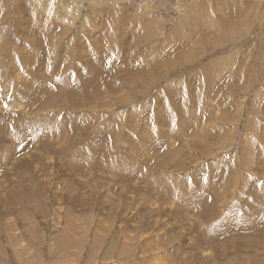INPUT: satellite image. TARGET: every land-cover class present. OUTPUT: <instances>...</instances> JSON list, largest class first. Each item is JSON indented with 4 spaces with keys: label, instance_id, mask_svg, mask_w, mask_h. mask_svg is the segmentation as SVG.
Here are the masks:
<instances>
[{
    "label": "rangeland",
    "instance_id": "obj_1",
    "mask_svg": "<svg viewBox=\"0 0 264 264\" xmlns=\"http://www.w3.org/2000/svg\"><path fill=\"white\" fill-rule=\"evenodd\" d=\"M89 82L101 95L84 93ZM70 92L88 119L48 108ZM136 123L140 152L126 146ZM5 149L15 158L0 153V264H264V217L212 244L216 226L199 215L214 190L193 187L213 177L231 230L264 216V0H0ZM119 150L138 156L117 167ZM238 159L248 169L235 175Z\"/></svg>",
    "mask_w": 264,
    "mask_h": 264
},
{
    "label": "bare ground",
    "instance_id": "obj_2",
    "mask_svg": "<svg viewBox=\"0 0 264 264\" xmlns=\"http://www.w3.org/2000/svg\"><path fill=\"white\" fill-rule=\"evenodd\" d=\"M41 9H44L45 10V7L44 6H41ZM19 10H21V9H19ZM67 20V19H66ZM61 21H63V19L61 20ZM199 29V28H198ZM148 51H149V49H148ZM151 52V49H150V51L148 52V55L149 56H146L145 55V58L146 59H148V60H150V63H149V66H148V69L145 71L146 73H148L150 70H152V65L154 64V57H153V55L151 54H149ZM150 57H151V59H150ZM134 62V61H133ZM85 63V62H84ZM130 63V62H129ZM135 63V62H134ZM91 65V64H90ZM101 65H102V63H101ZM130 67H132L131 65H129ZM94 67H97V66H90L89 67V71H94ZM116 70H117V68H116ZM122 70V69H121ZM104 72V73H103ZM139 72V69H132V68H130V71H129V74L128 75H135L136 73H138ZM95 75H98V76H95L96 78L97 77H102L101 75H103L104 74V76L103 77H105L107 74H108V72H107V70H105V69H103V68H99V67H97V70L95 71V72H93ZM103 73V74H102ZM119 73V72H118ZM141 73V72H140ZM145 73V74H146ZM47 74H48V76H50L51 75V72H50V70H48L47 71ZM75 72L73 73V75L75 76ZM77 75V74H76ZM123 75V74H122ZM102 77V78H103ZM210 77V76H209ZM117 78V77H116ZM115 78V81H116V83H118V84H121L122 83V81H123V79L121 78V79H116ZM211 78V77H210ZM212 79V78H211ZM207 80V79H206ZM209 80V79H208ZM105 82H106V80H104ZM104 81H102V83H105ZM101 82V81H100ZM99 82V83H100ZM211 82V81H210ZM210 82H207L206 81V83L207 84H210ZM101 83V84H102ZM96 84L97 83H92V82H89L88 84H86V87L88 88L84 93L85 94H91V95H96V96H99V95H101L100 93H98V92H96L95 91V86H96ZM105 84H107V82L105 83ZM109 84H111L110 83V81H109ZM108 84V85H109ZM131 84H132V87L133 88H136L133 84V82H131ZM98 85H100V84H98ZM104 85V84H103ZM102 85V86H103ZM211 85V84H210ZM112 86V85H111ZM120 86V85H119ZM119 86H118V88H119ZM137 86V85H136ZM212 86V85H211ZM102 88V87H101ZM115 88V87H114ZM108 89V88H107ZM98 91H99V89H97ZM112 90V89H111ZM116 90H117V88H116ZM133 90V89H132ZM71 91H72V89H71ZM105 91H107L108 93H110V91L109 90H105V89H103V91H102V94H104L105 93ZM111 93H114V92H111ZM134 93H135V91H134ZM117 94V93H116ZM208 94V93H207ZM108 95V94H107ZM111 95V94H110ZM198 95H201V96H203V92L202 93H200V94H198ZM212 95V94H211ZM57 96H60L59 94L57 95ZM56 97V96H55ZM198 97V96H197ZM199 99V98H198ZM202 99V98H201ZM64 102H59L58 101V99L56 98L55 99V102H53L48 108H51V110L52 109H54V107H58L56 104H58V105H60V106H63L62 108L63 109H68V110H70V111H72V113L73 112H80L83 116H81L82 118H85L86 117V115L84 114V113H86V112H83V102H82V100L81 99H77V98H75L74 96H73V94H72V92H70L66 97H64V100H63ZM108 102V105H111V103H112V101H107ZM111 102V103H110ZM50 103V102H49ZM61 103V104H60ZM106 105V104H105ZM45 106H47V105H45ZM110 107H112V105L110 106ZM89 116H91V115H89ZM97 116H99V115H97ZM96 117V116H95ZM101 117V116H100ZM87 119H88V117H86ZM263 119V118H262ZM142 120V119H141ZM99 121V120H98ZM144 121L145 120H143V124H145L144 123ZM100 123V122H99ZM98 123V124H99ZM142 123V122H141ZM137 124V123H136ZM139 124H140V122H139ZM139 124H137L138 125V127H139V132L137 133V131H136V133H134V135L135 136H133L132 134H131V136L130 137H128V138H130V140L131 139H133V141H135V142H137L136 143V147H134L133 146V144H135V143H133L132 144V146L133 147H131V146H128L127 144V142L125 141V144H126V146L127 147H129V148H127L128 150L129 149H131L132 148V151H134V150H138L139 151V149H143V145H145L146 146V143H144L145 142V137H144V131H143V128H145V127H143L142 128V126H140ZM94 125V124H93ZM134 126H135V123H134ZM145 126V125H144ZM132 127V126H131ZM137 127V126H136ZM142 128V129H141ZM128 130V129H127ZM130 130V129H129ZM137 130V129H136ZM146 130V129H145ZM142 131V132H141ZM132 132V131H131ZM161 132L162 131H160L159 130V134H160V136H161ZM157 133V134H158ZM140 134V135H139ZM141 134H143V135H141ZM97 137V136H96ZM113 137H116V136H114L113 135ZM95 139V138H94ZM97 139V138H96ZM114 139V138H113ZM117 139V138H116ZM251 139V138H250ZM129 140V141H130ZM128 141V142H129ZM155 141V140H154ZM90 142H94V141H90ZM96 142V141H95ZM218 142H219V140H217L214 144L213 143H211L210 145L211 146H214L215 147V145H218ZM114 143V142H113ZM225 143H226V141H225ZM117 144V143H116ZM125 144H123V146L125 145ZM98 145V144H97ZM105 144H103V147H105L104 146ZM207 145H209V144H207ZM206 145V146H207ZM101 146V145H100ZM106 146L111 150V147L106 143ZM118 146H120V145H118ZM102 147V146H101ZM122 147V146H121ZM152 147H153V145H152ZM223 147V146H222ZM227 147V146H226ZM119 148V147H118ZM125 148V147H124ZM124 148H122V149H124ZM146 147H144V149H145ZM157 148V146H156V143H155V147H154V149H156ZM103 149V148H102ZM121 149V148H120ZM149 151H148V153L149 152H151V147H149ZM104 150H107V149H105L104 148ZM148 150V149H147ZM103 151V150H102ZM117 151V150H116ZM116 151H114V154H116L115 155V157H116V159H114L113 160V162L114 163H116V160L120 157V160H118L117 161V163L115 164V166H117V167H120V165H121V162L124 160L123 158H130V156L128 155V156H125L124 154H122V152L120 151V152H116ZM130 151V150H129ZM146 151V150H145ZM155 151V150H154ZM153 151V152H154ZM105 152V151H104ZM104 152H103V154H104ZM140 152V151H139ZM141 152H143L142 150H141ZM147 152V151H146ZM145 152V153H146ZM0 153L1 154H3L4 155V162H5V164H7V163H10L11 162V160H13L14 158H15V153H10L7 149H5L4 151H0ZM100 153H102L101 152V150H100ZM110 153V151L109 150H107L106 151V156L105 157H107V161L109 162L110 160H109V156H108V154ZM134 153V152H133ZM136 153V152H135ZM148 153H147V156H148ZM102 154V155H103ZM141 154V153H140ZM143 154V156H144V153H142ZM98 155V154H97ZM101 155V156H102ZM105 155V154H104ZM122 155L123 156H125V157H122ZM149 155H150V153H149ZM100 156V154L98 155V157ZM132 156H133V158L132 159H135L134 158V156L136 157V156H138V155H133L132 154ZM131 156V157H132ZM140 156V155H139ZM151 156V155H150ZM150 156H148V158L150 157ZM153 156V155H152ZM169 156V155H168ZM95 158V157H94ZM127 158L125 159V161L127 160ZM137 158V157H136ZM141 158V157H140ZM139 158V159H140ZM147 158V157H146ZM101 159V158H100ZM99 159V160H100ZM103 159H104V157H103ZM131 159V158H130ZM138 159V160H139ZM145 159V158H144ZM176 159V158H175ZM233 159H235V158H233ZM91 160H92V158H91ZM102 160V159H101ZM129 160V159H128ZM137 160V161H138ZM142 160V159H141ZM152 160V159H151ZM15 161H17V159H15ZM105 161V160H104ZM112 161V160H111ZM110 161V162H111ZM133 161V160H132ZM142 161H145V160H142ZM147 161V160H146ZM145 161V162H146ZM182 161V160H181ZM236 162L237 161H234L233 160V162H231V164H230V166H231V168L234 170H232V169H230V171L233 173V174H237V172L240 170L239 169V167H241V170L243 169V168H246V169H248L247 168V162L245 161V160H242V159H238V163L237 164H239V165H237L236 164ZM102 163H103V160H102ZM101 162H100V164H102ZM106 163V162H105ZM136 163V160H135V162L133 163V164H135ZM107 165V164H106ZM109 165H110V163H109ZM139 164L137 163L135 166H136V168H137V166H138ZM72 166L73 167H76L77 165H74V164H72ZM123 166V165H122ZM167 167H168V165H167ZM109 167H105V169H108ZM155 168V167H154ZM109 170V172H110V169H108ZM107 170V171H108ZM125 170H126V168H125ZM128 170V169H127ZM134 170H136L135 169V167H133V171ZM105 170H103V172H104ZM106 171V172H107ZM116 172V171H115ZM114 172V173H115ZM226 173H228V171L226 172ZM101 174V173H100ZM133 174V173H132ZM136 177V174H135V171H134V174H133V177L132 178H135ZM212 180H213V177H211L209 180H207V179H204L201 183H194L193 185V187H194V189H198L199 187H202V186H204L205 188H206V191H209V189H211L212 188V190H214V192H210L209 191V193H207L208 194V197L207 196H205L206 198L204 199V201H203V203H202V206H205V207H207V206H209L210 207V213L213 215H211V214H209L207 211H205V210H203V209H201V211H200V215H199V218L202 220V221H209V223L211 224V226H216L215 228H214V230L216 231H214V234H213V236H212V238H211V243L213 244V243H216V242H218V240H219V237L221 236V234H229L228 235V239L230 238V239H234L233 237H235L236 235H247V233H248V235L249 234H251L250 233V229H247L246 227H247V225H248V223L246 222L247 221V219H254V220H256V221H258V219H262L263 220V213H261L260 215H257L256 213V215L254 214V216L253 217H247V215L246 214H244V213H246L247 212V210H246V212H244L243 214H244V216H245V218L240 222V223H238V226H237V228L238 227H240L241 225V227H240V229L239 230H231V229H229V228H232V227H234V226H236V222H235V217L233 216L234 214V208H230L229 209V211H230V214L228 215V216H225L224 218H222V217H220L219 215H218V213H217V211H216V209H215V207H216V202H217V199H218V197H215V195H217V194H219V190H215V188H214V181H213V183H212ZM117 182V181H116ZM117 183H120L119 181L117 182ZM230 183V182H229ZM225 184L226 185H228V181L226 180L225 181ZM200 185V186H199ZM223 185V183H221L220 184V186H222ZM216 188H218V187H216ZM224 188V187H223ZM225 190V189H224ZM30 191V190H29ZM131 192V191H130ZM262 192H264V191H261V193ZM132 193V192H131ZM134 193H136V192H134ZM165 194H167V193H165ZM171 195V194H170ZM258 196V195H257ZM257 196H256V198H257ZM262 196V195H261ZM171 197H172V195H171ZM181 198V197H180ZM253 199V198H252ZM186 200V199H185ZM254 200V199H253ZM258 200V199H257ZM144 202V201H143ZM225 202V201H224ZM256 203L258 202V201H255ZM260 202V203H259ZM259 202H258V204L257 205H259V204H261V206H263L262 204H264L263 202V197L261 198V199H259ZM187 203H188V205L191 207V204L187 201ZM144 204V203H143ZM199 205H201V203H198ZM253 206V205H252ZM259 207V206H258ZM236 209V208H235ZM261 209V208H260ZM237 210H238V208H237ZM191 211V210H190ZM264 212V211H263ZM190 218V217H189ZM176 219H179L180 221H183V220H187L188 222L187 223H192L193 222V219H185L184 218V216L183 215H179V214H177L176 215ZM199 219V220H200ZM218 219H226V220H229V224H223L221 221L220 222H218ZM201 221V222H202ZM261 221V220H260ZM184 222V221H183ZM248 222H250V221H248ZM219 223V224H218ZM262 223V222H261ZM126 226H128V225H126ZM226 227L227 229L226 230H224L223 231V229H222V227ZM254 226V225H253ZM130 227V226H129ZM139 228V227H138ZM251 228V227H250ZM252 229V228H251ZM254 229V228H253ZM134 230V229H133ZM126 231V230H125ZM221 231H223V232H221ZM249 231V232H248ZM200 232H201V234H202V229H200ZM264 232V231H263ZM262 232V233H263ZM127 233H128V231H127ZM261 233V234H262ZM199 236V235H198ZM202 237V236H201ZM261 237V236H260ZM237 238V237H236ZM239 238V237H238ZM262 239H264V237L262 236ZM227 240V239H226ZM257 239H255V241H256ZM222 242V241H221ZM224 243V242H223ZM215 245V244H214ZM220 245V244H219ZM218 246V245H217ZM216 246V247H217ZM66 249H67V247H66ZM69 249V248H68ZM189 257H191V256H189ZM231 257V256H230ZM229 257V258H230ZM64 261V260H63ZM157 261V260H156ZM60 262H62V260L60 261ZM151 262V261H150ZM162 262V261H161ZM191 262H192V260H191ZM190 262V263H191ZM69 263V262H68ZM188 263V262H187ZM61 264V263H60ZM62 264H63V262H62ZM155 264H156V262H155ZM161 264H165V261L163 262V263H161Z\"/></svg>",
    "mask_w": 264,
    "mask_h": 264
}]
</instances>
